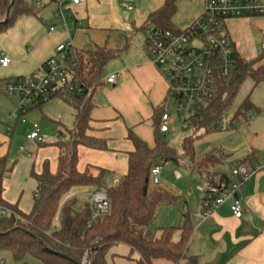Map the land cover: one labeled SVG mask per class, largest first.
<instances>
[{
    "label": "crops",
    "instance_id": "1",
    "mask_svg": "<svg viewBox=\"0 0 264 264\" xmlns=\"http://www.w3.org/2000/svg\"><path fill=\"white\" fill-rule=\"evenodd\" d=\"M43 1L38 7L34 5V0L29 2L32 7H41L37 10V15L20 17L9 30L0 34V57L2 54L10 59V64L3 69L9 67L17 77L30 74L54 54V49L59 43L68 39H71L77 50L102 47L121 51L118 57L108 62L106 75L116 73L115 83L101 88L103 83L92 94L93 108L88 135L105 139L110 150L97 151L82 146L77 148V170L82 172L88 165L106 169L110 172L107 178L109 181L118 157L121 155L127 159L128 153L133 151V145L127 138L129 132L143 139L148 145L149 127L144 125H149L153 141L154 114L157 109L163 108L167 99V85L145 53V31L148 29L149 32L151 28L146 27L147 16L161 7L164 0H85L78 5L64 0ZM59 3L65 13L61 22L54 17ZM203 6L204 3L194 10L183 28L201 14ZM260 18L262 17L233 19L237 20L234 38L227 31L241 57L242 51L246 52V45L251 42L253 36L245 21L254 22L260 41L261 32L264 31ZM50 27L54 29L50 31ZM247 53L245 60L256 58L255 54H250L249 51ZM259 56V64L264 65V52L261 51ZM250 86L252 87V83ZM254 90L252 88L246 96L257 109V113L251 112V118L241 126L226 131H207L210 134L204 139L211 144V148L205 153L220 150L226 156V164L219 165L221 167L213 172L229 175L230 169L245 159L250 160L249 166L253 170L237 191V198L242 206L240 218L233 217L230 198L212 214L202 218L201 194L195 212L185 217L184 221H187L192 229L185 254L187 257H193L196 264H264V83L256 87V92ZM61 108L70 111L73 123L74 110L63 102ZM60 117L55 118L59 134L73 127L72 125L66 128ZM15 126L5 132L6 136L0 135V157L9 155L11 140L8 136L11 137L15 133ZM38 145L34 143L32 146ZM24 148L32 158L28 160L22 157L23 163L16 161L8 173L11 174L9 178L15 179L20 166L23 178L27 177L30 171L38 174L45 161L48 162L49 171L55 172L58 157L56 147H49V153L46 148L37 147L34 153L26 146ZM118 179H114V184ZM33 182L34 195L37 182ZM4 183L3 180V185ZM69 194L70 191L63 201L73 198ZM2 197L6 202L15 204L23 213H29L31 210L33 201L26 206L22 204L21 198H10L6 185L3 187ZM56 219L58 221V218ZM53 228L57 227L53 225ZM179 237L180 231L176 230L172 238L177 241ZM128 256L127 246H113L106 255V264H138L136 256ZM0 264H4L3 260H0ZM151 264L173 263L154 259ZM178 264H186V261H180Z\"/></svg>",
    "mask_w": 264,
    "mask_h": 264
},
{
    "label": "trees",
    "instance_id": "2",
    "mask_svg": "<svg viewBox=\"0 0 264 264\" xmlns=\"http://www.w3.org/2000/svg\"><path fill=\"white\" fill-rule=\"evenodd\" d=\"M177 1L164 0L161 7L147 16L146 27L179 31L171 23ZM27 15L36 16L37 11L25 0H0V34ZM120 54L119 50L102 47L77 50L76 76L83 88L82 94L64 93L52 98L61 100L74 110L73 127L65 131V140L52 144L58 150L55 172L49 171L47 161L40 173L31 171L30 176L37 182L38 194L29 213L21 212L15 204L3 199V180L10 169L6 166V156L0 157V209L9 211L8 214H0V253L7 252L17 264H30L25 260L27 257L39 264H82L85 253L88 264H106L109 249L120 244L129 248L128 257L136 256L138 264H151L154 259H164L173 264L183 260L186 264H196L193 257L185 254L192 231L187 221L178 227H162L158 235L150 228L163 205L172 206L179 200L169 191L150 184L149 173L153 163L178 165L175 151L163 144L164 135L158 131L162 107L154 114L152 147L133 133H128L133 151L128 153L126 173L116 184L104 185L110 174L106 169L88 165L82 172L77 170L78 146L97 151L110 150L105 139L91 137L88 132L92 94L103 84L101 76L106 64ZM260 60V56L245 60L235 50L232 75L217 82L216 95L203 109L201 118L193 121V131L202 129L207 132L229 112L235 117L258 112L248 96L234 110L232 106L246 80L251 81L253 89L264 83V65L259 64ZM195 138L193 133L183 143L184 155L193 164L192 172L205 173L210 180L218 176L230 181L226 173L211 171L216 166L225 165L226 156L220 150H212L197 157L193 151ZM242 163L250 165V160L245 159ZM75 187L105 190L110 203L108 215L92 220L89 203L81 210H75L74 198L63 201V197ZM55 218H58L57 228H53ZM176 230L180 231V237L174 241L172 237Z\"/></svg>",
    "mask_w": 264,
    "mask_h": 264
},
{
    "label": "built area",
    "instance_id": "3",
    "mask_svg": "<svg viewBox=\"0 0 264 264\" xmlns=\"http://www.w3.org/2000/svg\"><path fill=\"white\" fill-rule=\"evenodd\" d=\"M64 1L72 5L85 2ZM41 4L42 0H34L35 6ZM64 16L65 13L59 3L54 17L61 22ZM255 17H264V0H204L201 14L185 28L177 32L150 28L145 40V53L164 79L167 85V98L173 102L175 117L180 123L192 125L193 121L199 120L205 106L216 95L217 82L228 79L235 69V48L227 32L226 22ZM53 29L49 28L50 31ZM260 49L264 52V31L260 35ZM9 64L10 59L1 54L0 67L5 68ZM77 68V49L71 39H68L59 43L54 49V54L32 73L4 82V92L18 98L17 111L8 117L24 123L21 119L24 113L52 100L54 95L68 93L80 96L83 88L76 76ZM116 79L117 74L110 73L102 82L113 85ZM250 118L249 114L241 117H235L233 113L226 114L215 127L207 131H226L245 124ZM172 122L163 109L158 131L163 135L168 134ZM25 141L30 146L43 142L35 124L26 135ZM19 150L27 157L30 156L24 147H20ZM252 170L248 164L241 163L230 169V181L227 182L217 176L212 180L206 178L197 185L196 190L202 195L201 217L209 216L230 198L231 213L234 218H240L242 206L235 195ZM160 173L161 166L158 162L153 163L149 173L151 185H159ZM173 174L176 179L180 178L177 171ZM37 194L38 189L34 191L33 197L35 198ZM88 203L92 220L104 218L110 212L105 190L91 193ZM8 213V210L0 209V214ZM82 264H88L86 253Z\"/></svg>",
    "mask_w": 264,
    "mask_h": 264
},
{
    "label": "rangeland",
    "instance_id": "4",
    "mask_svg": "<svg viewBox=\"0 0 264 264\" xmlns=\"http://www.w3.org/2000/svg\"><path fill=\"white\" fill-rule=\"evenodd\" d=\"M27 3L31 2L32 0H25ZM45 1V0H44ZM43 1V2H44ZM204 3V0H178L176 3V13L173 16L171 23L177 29H183L185 26L187 19L192 16L194 10L199 7L201 4ZM34 10H39V8L33 7ZM261 23L264 24V17L260 18ZM237 20H228L226 22L227 31L231 34V36L235 37V30H236V22ZM48 23V21H46ZM247 26L251 28L252 38L251 42L247 44L246 52L242 51V57L245 59L248 56V51L250 54H255V57L260 55V47H259V39L257 36L256 25L252 20L245 21ZM148 29L145 31V35L148 36ZM249 54V55H250ZM108 64L103 69L101 80H104L105 75L107 74ZM21 75V77L27 76ZM18 75L10 71L9 67L6 69L0 68V135L6 136V131L8 129L12 130L15 126V133L8 138L11 140L9 145V155L6 157V166L7 168L11 169L13 164L15 166L16 161H20L23 163L22 157L25 159L30 160L31 154L27 157L23 152L19 150L20 147H28L34 153L36 148H46L49 153L51 150L49 147H53V143L57 140H65L66 133L63 130L61 134L58 133V125L56 124L55 118L62 119L61 123L65 125L66 128L72 127V118L70 115V111L66 110L65 108H61L62 101L54 98L53 100L44 103L40 107H36L24 113L21 116V119L24 120V123L21 121L12 120L8 117L9 114L15 113L16 107L18 105V98L15 95H8L4 92V82L16 78ZM107 76V75H106ZM251 81L246 80L243 85L241 86L240 90L237 93V96L234 100L232 110L237 108L244 97L250 93L252 89ZM107 84H103L101 88H105ZM254 90V89H253ZM256 90V88H255ZM254 90V92H256ZM163 108L166 110V113L169 115L170 119L173 120L172 125L169 126V133L163 136V144L167 147L172 148L178 159V165H173L170 162L162 164L158 162L161 166V173L159 176V185L151 187H160L169 191L170 193L179 197V200L176 202L175 205L172 206H165L163 205L155 220L151 225V230L158 235V230L162 227L171 226V227H178L181 225L182 221H184L185 217L191 216L193 212L198 207L199 203V193L196 190V186L201 184L206 179V174L201 173V175L192 172L193 164L189 160L186 155H184L183 151V143L185 139L188 137H192L193 133H195L196 137L193 141V151L194 154L198 157L203 155L208 149H210L211 144L209 145L208 141H204L205 137L210 133L205 132L202 129L193 131L192 125H184L176 120L175 117V107L172 101H169L168 98L163 103ZM230 114L227 113V115ZM65 119V121L63 120ZM71 120V124H70ZM66 122V123H65ZM35 124L39 130V135L42 138L43 142L40 143L38 146H30L25 141V135L32 130V126ZM145 127H149L147 134H148V145L152 146V131L150 130V126L144 125ZM11 132V131H9ZM207 133V134H206ZM143 140V139H142ZM129 143V142H127ZM211 143V142H210ZM49 155V154H48ZM40 156V153L38 154ZM85 159V157L83 158ZM29 165V164H28ZM22 166H20L18 172L15 175V179L9 178L11 174H6L4 177V185L7 187V195L10 198H21L22 204L29 206L33 198V189H34V179L30 176L31 171L27 174L28 176L22 177V171L20 170ZM221 166H216L211 171H216ZM127 168V159L124 156H119L118 160L115 164V167L112 169L113 174L109 181L105 182V186L108 184L113 185L115 178H120L122 174L126 172ZM10 171V170H9ZM177 171L181 178L176 179L173 172ZM6 180V181H5ZM3 185V187H4ZM91 188L87 190H83L80 187H75L70 190L71 197L75 199V210H81L86 203L89 201V195L93 192H96ZM69 193V192H68ZM66 195L63 197V199ZM53 225L58 227V221L55 218ZM178 234V232H177ZM176 234V235H177ZM0 260H3L4 264H17L14 262L10 255L7 252L0 253ZM30 264H39L34 259L27 257L25 259Z\"/></svg>",
    "mask_w": 264,
    "mask_h": 264
},
{
    "label": "water",
    "instance_id": "5",
    "mask_svg": "<svg viewBox=\"0 0 264 264\" xmlns=\"http://www.w3.org/2000/svg\"><path fill=\"white\" fill-rule=\"evenodd\" d=\"M8 10H9V8H8ZM7 13H8V11H7ZM235 197H237V194L235 195Z\"/></svg>",
    "mask_w": 264,
    "mask_h": 264
}]
</instances>
